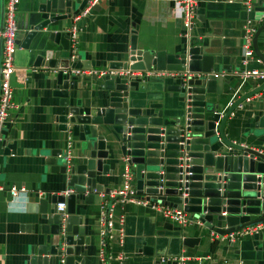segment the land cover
Segmentation results:
<instances>
[{"label":"crops","instance_id":"obj_1","mask_svg":"<svg viewBox=\"0 0 264 264\" xmlns=\"http://www.w3.org/2000/svg\"><path fill=\"white\" fill-rule=\"evenodd\" d=\"M81 1L72 0V12L80 11L77 6ZM31 3L32 0L18 1L17 33L24 31ZM196 5L203 11H195L188 28L184 26L183 14L174 8L173 0H97L79 18H73L75 13L57 21L51 28L59 30L58 42L47 43L52 49L60 47L57 58L68 56L69 67L81 74L70 73L74 79L69 85V104L91 111L105 104L108 97L103 86L105 74L97 75L94 70H109V64L125 62L132 31L137 47L165 52L181 51L190 37H201L208 44L207 50L219 61L218 68L227 80L219 93L207 95L216 104V115L225 110L230 99L261 84L262 78L246 77L239 72L243 67L242 33L245 26L255 29L259 26L264 0H249V10L241 0H196ZM71 25H75L73 38L69 31ZM256 42L264 53V27ZM30 45L25 48L18 42L12 52L15 67L9 77L12 106L0 140V264L20 263L38 244L46 241L48 235L41 233V225L47 228L49 223L46 215L39 212L38 195L44 193L48 200L53 193L68 188L64 175L48 169L42 150L63 149L69 138L70 161L75 159V137L70 130L58 129L55 120L62 105L60 97L52 93L56 87L54 70L31 65L34 56ZM221 64L228 65L229 71L221 68ZM246 67L264 70L260 58L250 57ZM164 72L131 74L135 77L129 82L135 88L129 91L127 99L138 114H151L157 108L173 112L172 99L163 86L170 80L159 77ZM261 114H264V88L241 101L227 116L223 128L225 137L264 152V126H260L264 124L257 122ZM120 150L115 159L106 160L110 172L104 175L96 172L98 182L108 190L122 186L120 174L125 155ZM11 185L24 189L12 196L8 191ZM106 192L93 191L97 197L90 202L75 200V212L83 215L82 225L89 238L84 241L86 254L74 255L73 264H253L256 255L264 253V229L258 231V241L248 234L229 240L224 234L201 228L194 218L181 224L147 205L112 199L110 237L103 263L98 256L97 228L101 195ZM185 236L197 239L184 244Z\"/></svg>","mask_w":264,"mask_h":264},{"label":"water","instance_id":"obj_2","mask_svg":"<svg viewBox=\"0 0 264 264\" xmlns=\"http://www.w3.org/2000/svg\"><path fill=\"white\" fill-rule=\"evenodd\" d=\"M71 2L32 0L24 31L15 35V43L25 48L33 41L29 48L34 56L32 66L54 70L56 87L52 93L60 97L62 105L55 116L57 127L70 130L75 137L73 161L71 152L67 159L64 157V148L42 150L48 169L64 175L72 191L65 196L53 193L48 200L44 193L38 195L39 212L49 223L47 228L41 225V233L48 237L17 264H73L74 255L86 254L84 241L89 236L82 225L83 215L75 212V200L90 202L97 197L93 191L108 190L98 182L96 172H110L106 160L115 159L120 149L128 157L138 196L182 208L201 228L225 234L264 222V152L226 138L223 130L227 116L241 101L262 90L264 81L230 99L225 110L216 115V104L207 95L219 93L227 80L218 68L219 61L207 50L208 44L192 36L181 51L151 50L137 47L132 31L125 62L108 65L111 70L127 71L129 76H103L108 91L105 104L92 111L69 104V85L74 79L69 57L57 58L60 47L52 49L47 42L57 43L60 36L51 26L76 13L71 11ZM84 3L82 0L77 10ZM197 5L195 11L202 13L203 8ZM2 6L0 0V28ZM44 27L48 28L42 31ZM263 27L264 16L251 44L254 55L264 64V54L256 42ZM221 68L229 71L230 67L221 64ZM150 70L166 71L159 77L170 80L163 86L172 99L173 112L157 108L151 114H138L128 104L129 91L135 88L129 82L135 77L131 74ZM257 120L264 124V114ZM59 200H65L64 216L55 207ZM258 234H252L257 241ZM192 239L197 237L185 236L183 243ZM253 264H264V253L257 254Z\"/></svg>","mask_w":264,"mask_h":264},{"label":"built area","instance_id":"obj_3","mask_svg":"<svg viewBox=\"0 0 264 264\" xmlns=\"http://www.w3.org/2000/svg\"><path fill=\"white\" fill-rule=\"evenodd\" d=\"M19 0H3V8H2V24L0 28V140L2 137V130L5 124L8 121L9 108L12 106L10 101L12 88L9 84V77L11 73L14 71L15 67L12 64V52L16 45L15 43V35L17 33L16 27V14H17V6ZM97 0H86L85 5L78 11L73 18L77 19L80 16L84 15L88 9L96 2ZM174 8L178 10V14H183V22L184 26L187 28L192 23V17L195 13L196 9V0H173ZM242 4L246 9H250L249 0H241ZM262 16H264V12H262ZM75 25H71L69 28L70 36L73 38L74 36ZM255 28L251 25L245 26L244 32L242 33V44H241V54L242 59L241 62L243 67L240 69L239 74L244 75L246 77H259L264 80V70H258L256 68H247L246 64L250 57L259 60L257 56L252 52V44L251 38ZM263 53V52H262ZM264 54V53H263ZM72 56V55H71ZM67 70H64L66 72ZM70 73L75 75H81L79 70L70 69ZM94 73L97 75L111 74V75H124L128 74L127 71L121 70H94ZM145 75L152 74L156 75L157 73L154 71H146ZM142 75L141 73H139ZM172 74V73H169ZM230 103V101H229ZM70 153V139L66 140V146L64 148V157L67 159ZM127 156L122 158L123 167L121 171L122 178V186L119 188H113L108 190L106 193L101 195L100 200V216L98 219V228L97 234L99 237L98 241V256L100 260L104 263L107 253V244L108 239L110 237V227H111V215L110 210H112V199H120L121 201H131L134 203L147 205L154 211L159 212L165 217L170 218L171 220L177 221L178 223L185 224L190 222L191 217L186 214L182 208L165 205L160 203L159 201H150L144 199L137 195L134 185L132 184L133 173L130 169V165L127 161ZM1 188V186H0ZM24 188L23 187H15L11 185L8 188L9 194L15 196L20 193ZM71 190L69 188L59 192L58 194L65 196ZM56 210L63 211V216L65 215V200H59L55 203ZM190 218V219H189ZM121 215L118 217L119 223L121 220ZM260 229H264V222L255 223L249 226H245L242 228H238L235 231L225 233L227 239L231 240L236 237H239L242 234L252 235L255 232H258ZM121 232V231H120ZM122 235V233H121ZM120 235V236H121ZM222 235V234H221ZM121 238L119 237V241ZM122 241V240H121ZM118 258H121L119 256Z\"/></svg>","mask_w":264,"mask_h":264}]
</instances>
